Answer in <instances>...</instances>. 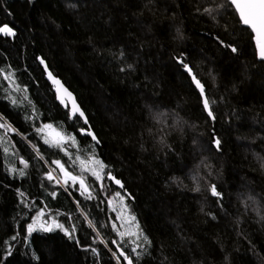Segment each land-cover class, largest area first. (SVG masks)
<instances>
[{
  "label": "trees",
  "instance_id": "16d2710c",
  "mask_svg": "<svg viewBox=\"0 0 264 264\" xmlns=\"http://www.w3.org/2000/svg\"><path fill=\"white\" fill-rule=\"evenodd\" d=\"M4 25L15 35L0 34V117L16 131L0 129V264H118L117 244L134 264H264V63L227 0H0ZM38 57L88 124L59 105ZM44 124L52 128L37 134ZM55 132L74 142L45 144ZM93 157L123 187L105 178L101 189L85 172L87 199L46 178L61 177L53 161L79 175ZM109 193L125 197L119 212L135 217L133 231ZM34 219L53 230L29 235ZM54 222L75 227L72 237Z\"/></svg>",
  "mask_w": 264,
  "mask_h": 264
},
{
  "label": "snow or ice",
  "instance_id": "6c2138e0",
  "mask_svg": "<svg viewBox=\"0 0 264 264\" xmlns=\"http://www.w3.org/2000/svg\"><path fill=\"white\" fill-rule=\"evenodd\" d=\"M227 2L233 7V10L238 14L240 21L242 25L247 26L248 28L251 29V31L254 33V41L255 45L258 49V54L259 57L264 60V0H227ZM205 12H211V9H204ZM177 32L179 34V29H177ZM0 34L7 35V36H14L15 32L14 30L9 27L8 25L0 26ZM220 43L227 47L230 48V50L235 53L238 51L237 47L230 45V44H224L223 41H220ZM41 63H44L43 60H41ZM181 65L183 68L186 70V72L190 75L191 80L194 83V86L196 89L199 90V93L202 97V104L203 108L207 111V114L210 118L213 120L215 119L213 109L211 107L210 100L208 96L206 95V89L205 85L201 82V80L198 78L197 74L194 72L193 67L190 66L189 64L184 63L183 59L180 60ZM46 66V65H45ZM47 67V66H46ZM131 67V65H129ZM49 79L52 81L53 84L57 85V92L60 93L59 99L61 100L62 103H65L66 98H71V93L68 92L66 88L61 84V82L56 79L51 72L48 73ZM4 79L10 80L13 84H15V78H14V73L8 72L5 76ZM16 90L19 89V85L15 86ZM24 91H27V89H23ZM26 99V97L24 98ZM11 103L13 105L17 104V100L13 98L11 100ZM68 105L65 103V107ZM71 115L72 117H77L79 116L80 118H84L85 122H87L85 114L83 111L80 110L79 106L76 104V101L72 99L71 101ZM52 125L51 124H44L42 127L37 128L36 132L37 134H43L46 129H51ZM0 129H4L6 132L11 130V131H16L15 129H11L10 126L7 123H0ZM81 133L86 134L90 136L93 140H97V137L91 130H85L81 129ZM73 140V137H65L59 132H55L52 135V138L49 139L47 137H44V143L49 145L50 147H56L60 148L61 150H64L63 145L66 142V140ZM99 141L97 140V143ZM213 146L217 149L220 150L222 147V142L219 137H216L213 139ZM5 151H7L5 149ZM38 151V149H37ZM67 154V152H66ZM79 159V158H77ZM24 162V161H22ZM26 163V162H24ZM80 166H81V175H73L72 172L68 171L67 168L65 167L64 163H62L60 160L53 161V164L56 165V167L59 169L61 173H63V186L65 187V191H67V188L69 185L72 187H76L79 185L78 190L81 192L82 195H84L87 199H93V189L89 184L86 183L87 177L83 175V173L87 172L89 173L97 182H101V189L104 188L103 181L105 178L113 180L116 185H119L123 187V184L121 180L117 179L115 176L111 174V172H105L106 165L99 159L96 158H90V161L88 164H85V161L80 160L79 161ZM13 171H16L13 169ZM19 175L23 176L25 175L23 170L19 171ZM46 178L49 181H54L56 184H61V180H57L52 172H48ZM196 191H199V188L196 189ZM210 192L213 196L220 197L222 194L217 191L216 185H211L210 186ZM52 196H55L56 193L53 192L51 194ZM116 197L119 198L120 202V207L121 209H125L126 205L123 203L125 197L121 196L120 193H116ZM79 203V202H78ZM109 204H112V201L109 200ZM39 215L42 217L44 215L43 210L39 212ZM215 217H213L214 219ZM125 219L123 212L121 215L117 217V220H123ZM128 220L132 223H135V217L134 216H129ZM55 223V222H54ZM89 225L92 226V221H89ZM112 228L117 230L118 234L121 237H124L126 233L120 232L119 229L117 228L116 222L112 223ZM55 227L57 228H62L66 234H68L70 237H72L73 233L75 232V227H73L72 231L69 232L68 229L63 228V225L59 223H55ZM138 231H139V226L138 224L136 225ZM37 228L42 229L44 231H52L51 226L45 227V225L42 222H39L37 220H33V223L27 225V233L30 235L33 231H36ZM99 238V234H98ZM16 237H13V240H15ZM137 239H140V236H137ZM143 241L146 244H150L151 241L148 240L147 236H143ZM101 242H103L101 240ZM77 243L79 241L77 240ZM113 243H117L116 241H113ZM143 244H136V247L132 249L133 252L136 251L137 248L143 247ZM117 248L119 250V255H116L115 253L113 254L115 258L118 261H120V258L123 257L125 261H127V264H134L133 259L130 257L129 254H126L123 248L117 244ZM91 251L96 252L97 250L95 248H91ZM140 253H137V260L139 259Z\"/></svg>",
  "mask_w": 264,
  "mask_h": 264
},
{
  "label": "water",
  "instance_id": "95a60500",
  "mask_svg": "<svg viewBox=\"0 0 264 264\" xmlns=\"http://www.w3.org/2000/svg\"><path fill=\"white\" fill-rule=\"evenodd\" d=\"M239 17V16H238ZM240 19V18H239ZM244 26V25H243ZM244 27H247V26H244ZM248 28V27H247ZM250 31H251V29L250 28H248ZM251 33H252V35H253V41H254V33L251 31ZM254 45H255V41H254ZM255 48H256V51H257V58H258V60L259 61H262L263 63H264V60H262L260 57H259V54H258V49H257V47H256V45H255ZM38 60H39V63H40V65L42 66V68H43V70H44V73H45V77H46V79H47V81L49 82V84L53 87V91H54V94H55V96H56V99H57V102L59 103V105L60 106H62L63 108H66L65 107V103L68 105L67 107L69 108V113H70V115H71V101H72V99H74L75 101H76V104L79 106V108H80V110L81 111H83V109L81 108V106L79 105V103H78V101H77V98H76V96H75V94L63 83V81L59 78V77H57V76H55L52 72H51V70L49 69V67L47 66V63L45 62V60H43L42 59V57H38ZM41 60H43L44 61V63H41ZM47 67H46V66ZM49 72H51L52 74H53V76L56 78V79H58L60 82H61V84L64 86V88H66L67 90H68V92H70L71 93V98L69 99V98H66V100H65V103H62L61 102V100L59 99V95H60V93H58L57 92V85H55V84H53L52 83V81L49 79V77H48V73ZM84 112V111H83ZM84 114H85V112H84ZM72 116V115H71ZM85 117H86V115H85ZM82 120H83V122L85 123V124H88V119H87V117H86V120H87V122H85V119L84 118H81ZM2 119H1V117H0V123H2V121H1ZM74 175V174H73ZM215 197V196H214Z\"/></svg>",
  "mask_w": 264,
  "mask_h": 264
},
{
  "label": "rangeland",
  "instance_id": "374dc122",
  "mask_svg": "<svg viewBox=\"0 0 264 264\" xmlns=\"http://www.w3.org/2000/svg\"><path fill=\"white\" fill-rule=\"evenodd\" d=\"M89 159L85 162V164H88L89 163ZM78 170H79V175H81V167H78ZM51 172H52V174H53V176L57 179V180H61V184H62V182H63V173H61V177L60 176H58L53 170H51ZM83 175L85 176V173H83ZM106 197H107V200H108V203H109V200H111L112 201V204H110V206L112 207V209L116 212V214H117V216H119V215H121V213L119 212L120 210H122L121 209V207H120V202H119V198H117L116 197V195L115 194H107L106 195ZM124 217H125V219H123V220H120L121 221V223L124 225V226H127V228L129 229V230H131V231H133L134 229V227L132 226V224H131V222L128 220V216H125L124 215Z\"/></svg>",
  "mask_w": 264,
  "mask_h": 264
}]
</instances>
